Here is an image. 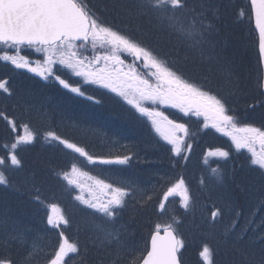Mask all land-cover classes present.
<instances>
[{
    "label": "trees",
    "instance_id": "16d2710c",
    "mask_svg": "<svg viewBox=\"0 0 264 264\" xmlns=\"http://www.w3.org/2000/svg\"><path fill=\"white\" fill-rule=\"evenodd\" d=\"M211 2L219 6L220 16L216 21L220 34L213 39L219 41L217 51L222 50L231 64L233 82L228 85L224 81L223 85L220 76H212L210 86L234 110L239 125L262 127V69L257 36L248 16L249 2ZM88 3L116 27L127 26L138 38L149 34L147 42L169 63L175 62L176 67L185 69L191 67L190 59L186 61L183 57L185 43L166 27L155 21L149 23L148 17L128 24L123 13L117 14L119 5L129 4L131 0H88ZM241 11L245 13L243 17L239 15ZM137 24L139 31L135 30ZM158 27L160 30H155ZM33 50L21 47L22 54L35 56ZM81 55L93 56L90 44L87 50H81ZM121 55L126 63L132 62V57ZM53 71L81 87L85 95L64 88L54 76L44 79L0 61V80L8 82L11 92L9 95L0 91V112L15 122L13 130L0 116V157L7 158L6 144L25 135V125L33 133V140L20 144L16 150L21 166H11L10 161L0 166L8 178L7 185H0V258H10L15 264H49L63 233L78 247V253L65 257L66 264H112L118 245L113 242L98 247L95 243L94 226L103 224L119 234V264H133L135 258L145 254L156 226L162 229L171 225L183 242L179 251L182 264H205L200 255L205 245L211 250L210 264L264 262V175L250 164L248 150L237 149L227 136L194 122L190 126L196 135L186 140L191 149L185 148L182 154L175 155L172 146L155 133L148 118L115 92L85 82L59 63ZM87 96L94 100H88ZM49 131L97 157L112 159L129 155L132 158L122 165L88 164L60 140L46 138ZM214 148L224 149L229 155L222 159L211 157L208 152ZM73 164L81 172L113 186L135 187V195L125 197V206L118 210L113 221L108 222L75 199L78 195L84 199L97 198L98 188L81 175L72 177L80 186L68 184L63 173H71ZM213 169L218 170L221 180H217ZM181 179L189 198L187 207L179 201L167 202L172 198L170 195L165 199L168 189ZM86 183L93 186L86 190ZM178 190L172 193L173 200ZM182 194L185 195L184 190ZM51 205L57 206L67 224L49 225ZM213 212H218L215 218ZM226 229H231L227 236ZM238 236L242 240L237 241ZM29 253L30 261H26Z\"/></svg>",
    "mask_w": 264,
    "mask_h": 264
},
{
    "label": "snow or ice",
    "instance_id": "6c2138e0",
    "mask_svg": "<svg viewBox=\"0 0 264 264\" xmlns=\"http://www.w3.org/2000/svg\"><path fill=\"white\" fill-rule=\"evenodd\" d=\"M249 5L248 16L258 35L259 61L264 64V0H249ZM120 13L127 17L128 24L148 17L149 23L155 21L170 30L193 53L191 58L185 57L186 61L190 59L191 67L185 69L176 67L175 62L169 63L150 46L146 35L144 38H138L127 26L122 29L106 21L94 11V6H90L88 0H0V61L10 62L18 69L28 68L44 79L54 76L64 88L81 96L85 95L81 87L55 75L52 65L59 63L70 69L75 76L84 77L85 82L99 83L110 88L142 116L150 119L155 133L172 146L171 151L175 155H180L185 148L192 147L185 141L188 128L184 123L169 119L156 107H146L145 102L170 106L185 116H202L205 128L210 126L230 136L237 149L247 148L251 153L250 164L256 166L264 175V126H238L239 118L234 114V110L229 109L225 99L210 86L212 76H220L228 84L233 82L231 64L223 56L222 50L217 51L219 41L213 39V36L220 34V29L216 26V21L220 18L219 6L214 5L211 0H131L129 4L119 5L117 14ZM239 15L243 17L245 13L241 11ZM135 30H140L138 24ZM89 44L93 51L91 58L81 55V50H87ZM22 46L34 48L37 53H42L43 63L32 67L31 61L24 56L12 54L18 53ZM121 54L132 57V62L126 64ZM141 68L147 72L140 71ZM0 91L11 94L7 81L0 80ZM87 99L91 101L94 97L87 96ZM95 102L100 103L99 100ZM0 116L15 130L14 120L8 119L4 112H0ZM24 127L25 135L17 136L14 142L5 145L8 155L7 158L0 157V166L7 165L9 161L11 166H21L16 150L20 144L33 140L32 131L27 125ZM179 133H184V136L178 135ZM47 137L60 140L68 149L84 157L88 164L98 162L122 165L132 158L125 155L105 159L89 154L75 143L60 139L52 131L46 133ZM257 144L260 146L259 152L255 147ZM210 154L221 157L229 155L228 152L220 150ZM212 171L218 181L222 179L217 169ZM73 175L87 176L100 191L109 195L107 200L84 199L79 195L75 197L107 218L108 222L113 221L118 210L125 206V197L134 196L136 192L131 184L113 186L111 183H105L103 179L81 172L75 164L71 173H63V178L70 185L80 186L78 181L72 178ZM7 184L8 178L5 172L0 170V185ZM183 185L182 179L177 181L165 193V199L177 189H183V206L187 207L189 198ZM50 207L57 215L54 217L49 214V225L58 227L68 223L56 205ZM160 207H164L163 202ZM217 215L218 212L212 213L214 218ZM156 228L151 236L150 248L145 249V254L141 257L135 258L133 264H179L178 253L183 242L173 234L171 225L164 227L163 236L159 234L160 225ZM94 230L96 246L103 247L113 242L118 245L112 264H119V234L103 224H96ZM230 231L231 229H226L225 236ZM236 239L240 241L242 236ZM70 253H78L77 244L70 243L61 233V242L49 264H66L65 257ZM200 255L205 264H210L211 250L207 245L203 247ZM30 258L31 253L26 261H30ZM0 264H15V261L0 258Z\"/></svg>",
    "mask_w": 264,
    "mask_h": 264
},
{
    "label": "rangeland",
    "instance_id": "374dc122",
    "mask_svg": "<svg viewBox=\"0 0 264 264\" xmlns=\"http://www.w3.org/2000/svg\"><path fill=\"white\" fill-rule=\"evenodd\" d=\"M155 30H157V31H159L160 30V27H158V28H156ZM145 33V32H144ZM149 34H146V37L148 36ZM34 52V54H35V56H33V55H29V54H27L26 52H25V54H22V52L23 51H21V49H20V51L18 52V53H16V52H13L12 54H15V55H21V56H24L26 59H28V60H30L31 61V66L32 67H38L39 65H41L42 63H43V60H44V56H43V54L42 53H37L36 51H35V49L33 50ZM182 53H183V57L185 58V57H189V58H191L192 56H193V53L192 52H190L189 50H188V48L187 49H182ZM121 58L123 59V56L121 55ZM126 63V62H125ZM127 64V63H126ZM101 65H103V61H101ZM55 66H56V64H54V65H52V68H53V70H54V68H55ZM64 66V65H63ZM65 67V66H64ZM23 69H26V70H28V68H23ZM29 71V70H28ZM140 71H142V72H147V70H145V69H143V68H141L140 69ZM31 72V71H30ZM32 73H34V74H36V75H39L38 73H36V72H32ZM40 76V75H39ZM41 77V76H40ZM221 78V81H222V83H223V85H225V83H224V80H223V78L222 77H220ZM83 79L85 80V78L83 77ZM90 82V81H89ZM96 84H98V85H100V86H103L102 84H99V83H96ZM228 85H231V84H228ZM104 87V86H103ZM106 88V87H105ZM108 89H110V88H108ZM145 106L146 107H156L158 110H160V111H163L164 112V114L165 115H167L168 117H169V119H173L174 121H176L177 123H184L185 125H186V127L188 128V134H187V136H185V141L186 140H188V139H192V137H193V134H194V136L196 135V132H195V130L194 129H192V127L190 126L192 123H194V122H196V124H197V126L200 124L201 125V127H203V128H205L203 125H204V118L201 116V117H197V116H194V115H191V114H189V115H187V116H185L184 115V113H182V112H180L178 109H175V108H172V107H170V106H164V105H159V104H156V105H152L151 104V102H145ZM147 117V116H146ZM148 118V117H147ZM148 120L150 121V119L148 118ZM150 124H151V121H150ZM152 126V125H151ZM238 126H242V125H238ZM207 128H210V129H213L214 131H216V129H214V128H212V127H207ZM195 132V133H194ZM216 133H219V134H223V135H225L223 132H216ZM178 135H181V136H184V133H179ZM225 136H227V135H225ZM228 138H229V140H231V143L235 146V144L233 143V141H232V139H231V137L230 136H227ZM255 147H256V149H257V151L259 152L260 151V146H259V144H257V145H255ZM248 150L247 148H241V150ZM217 150H220V151H226V150H224V149H221V148H214V149H211L209 152H208V154L211 156V157H214V158H216V159H222V158H226V157H221V156H219V155H211L210 153H214V152H216ZM249 151V150H248ZM227 152V151H226ZM251 154V153H250ZM84 181H86V182H88L87 181V179H83ZM88 183H91V182H88ZM85 186H86V190L90 187V186H93V185H89V184H85L84 185V188H85ZM95 186V185H94ZM96 187V186H95ZM179 191V190H178ZM183 189H180V191L179 192H177L176 194H175V198H174V200H173V194L172 195H170V197H172L171 199H169V200H167V202L168 201H170V203L172 202H180L181 204L183 203ZM102 196V197H101ZM100 197V199H102V200H107L108 198H109V195L106 193V192H102V191H100L99 189H98V192H97V198H99ZM173 200V201H172ZM51 214L55 217L56 215H57V213L55 212V211H53V209H52V212H51ZM180 233V232H179Z\"/></svg>",
    "mask_w": 264,
    "mask_h": 264
},
{
    "label": "water",
    "instance_id": "95a60500",
    "mask_svg": "<svg viewBox=\"0 0 264 264\" xmlns=\"http://www.w3.org/2000/svg\"><path fill=\"white\" fill-rule=\"evenodd\" d=\"M261 68H262V91L264 93V64H261ZM171 230L173 231V234L177 237L175 231L172 228H171ZM152 234H151V236H152ZM159 234L161 236H163L164 235V229L162 231H159ZM151 236H150V239H149V247L148 248H150ZM177 239H178V237H177ZM178 260H179V264H182L181 261H180V258H179V254H178Z\"/></svg>",
    "mask_w": 264,
    "mask_h": 264
}]
</instances>
